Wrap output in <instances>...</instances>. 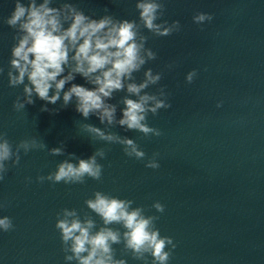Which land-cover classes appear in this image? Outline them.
Returning <instances> with one entry per match:
<instances>
[{
	"label": "water",
	"instance_id": "1",
	"mask_svg": "<svg viewBox=\"0 0 264 264\" xmlns=\"http://www.w3.org/2000/svg\"><path fill=\"white\" fill-rule=\"evenodd\" d=\"M26 2V0H25ZM39 2V0H38ZM70 2L86 15L109 14L121 19L138 18L136 0H55L52 6ZM166 19L179 21L181 30L167 37H149L146 47L157 53L143 70L162 73L172 107L149 114V126L161 129L160 137H144L137 131L116 126L110 131L127 136L145 151V160L127 157L122 146L92 141L79 129L80 123L103 128L96 116L84 120L74 102L48 104L58 112H42L45 102L17 113L12 104L23 86L8 85L7 70L14 30L3 23L14 9V0H0V131L14 144L21 139H42L48 148L64 142L66 153L87 159L97 148L106 149L100 181L85 184L52 185L36 177L55 171L65 156H51L47 150L21 153L20 164L10 168L0 181V217L9 216L14 230L0 232V264H65L56 213L75 208L90 213L84 200L94 191L132 199L144 206L147 215L159 216L161 235L173 238L177 247L169 264H264V0H164ZM197 12L209 13L211 22L193 23ZM173 64L169 69L167 66ZM198 70L188 84L186 74ZM143 70L135 73L137 82ZM92 87L79 75L72 82ZM70 87L66 85L65 90ZM124 92L115 94L118 103ZM222 101V106L217 103ZM118 106L117 116L119 118ZM159 152L158 169L145 167ZM31 177V183L26 181ZM165 206L158 213L152 204ZM118 227V226H114ZM117 258L127 264H142L123 256L114 245ZM151 258H149L150 264Z\"/></svg>",
	"mask_w": 264,
	"mask_h": 264
},
{
	"label": "clouds",
	"instance_id": "2",
	"mask_svg": "<svg viewBox=\"0 0 264 264\" xmlns=\"http://www.w3.org/2000/svg\"><path fill=\"white\" fill-rule=\"evenodd\" d=\"M55 0H14V9L3 23L14 30L9 66L8 85L23 86L22 95H17L12 108L25 111L26 105L35 103L34 97L45 102L42 112H58L47 107L62 99L60 108L74 102L75 111L84 120L96 116L103 128L90 123H80L79 129L86 132L92 141L122 146L129 158L145 160L146 153L137 142L127 136L110 131L119 126L125 131H137L144 137H160L161 129L149 126L148 116L170 109L168 93L164 87L149 92L158 85L162 73L144 69L149 61L157 59V53L146 47L149 37L171 36L181 30L177 21L169 23L165 15L164 0H136V19H121L109 14L107 8L100 18L86 15L76 4L70 2L52 6ZM193 23L203 25L211 22L209 13L197 12ZM173 68V64L167 66ZM143 70V79L137 82L135 73ZM4 68L0 67V75ZM81 76L92 87L72 83ZM198 75L197 69L186 74L185 81L191 84ZM66 85L70 87L65 90ZM124 92L118 103H111L116 93ZM222 101L217 107L222 106ZM120 116L118 118V106ZM47 150L51 156H65L56 165L55 171L36 177L37 182L52 185L85 184L86 179L100 181L107 152L97 148L87 159L66 153L64 142L48 148L42 139L24 138L15 144L4 131H0V181L5 179L10 168L20 164L21 153ZM159 152L146 160L145 167L158 169ZM99 158V160H98ZM26 181L31 183V177ZM90 213L99 217L100 224L89 213L75 208H62L56 213L55 229L59 233L65 264H127L125 258H117L114 245H121L122 257L130 255L142 264H169L177 247L172 237L161 235L156 226L159 216L147 215L144 206H134L135 201L120 198L103 191H94L84 200ZM5 207V205H0ZM158 213L165 206L156 201L151 206ZM118 226V227H114ZM11 217H0V232L14 230Z\"/></svg>",
	"mask_w": 264,
	"mask_h": 264
}]
</instances>
